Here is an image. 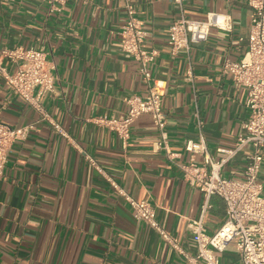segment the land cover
I'll list each match as a JSON object with an SVG mask.
<instances>
[{
    "label": "crops",
    "instance_id": "obj_1",
    "mask_svg": "<svg viewBox=\"0 0 264 264\" xmlns=\"http://www.w3.org/2000/svg\"><path fill=\"white\" fill-rule=\"evenodd\" d=\"M127 1L148 31L145 47L158 51L150 67L165 89L172 158L159 147L161 133L150 114L132 123L127 146L96 121L124 115L127 96L148 93L138 60L122 48ZM210 11L230 13L233 29L213 27L208 40L174 53L171 23L183 14L205 19ZM252 12L248 0H68L57 7L48 0H0V65L16 69L1 55L3 47L33 46L48 53L56 75L55 91L42 100L48 119L0 71V120L35 125L15 141L0 179V264H183L180 248L196 253L189 223L203 215L207 197L184 178L180 164L191 161L188 140L203 135L210 155L221 160L227 153L220 149L236 147L244 132L248 88L235 83L224 64L244 57ZM250 152L247 146L231 156L224 176L244 178ZM194 157L205 164L204 154ZM260 178L264 183V162ZM112 181L156 205L177 246L138 218ZM209 204L203 219L213 233L226 218V203L212 195ZM221 261L228 264L224 253Z\"/></svg>",
    "mask_w": 264,
    "mask_h": 264
},
{
    "label": "built area",
    "instance_id": "obj_2",
    "mask_svg": "<svg viewBox=\"0 0 264 264\" xmlns=\"http://www.w3.org/2000/svg\"><path fill=\"white\" fill-rule=\"evenodd\" d=\"M53 7L63 5L68 0H48ZM181 5L185 0H176ZM252 7V23L248 37V49L240 61L227 60L224 70L231 71L235 83L248 88L247 105L250 108L249 118L244 121L242 132L232 149L220 150L227 157L216 160L210 155L206 140H188L186 149L193 153L189 163L180 164L184 178L193 186L204 191L207 203L212 195L221 196L226 203V218L222 225L210 233L204 224L203 215L193 219L189 227L198 245L196 253L185 255L183 264H224L221 254L233 248L241 256L242 264H264V183L260 174L264 162V0H248ZM128 20L121 30L122 48L133 55L140 64V72L148 83L145 97L132 94L125 98L128 110L121 116L102 115L96 121L116 131L125 146L131 137V125L142 114H150L161 133L159 147H164L170 158L174 157L168 143L166 131L167 119L163 109L164 86L154 78L150 63L158 51L145 47L148 31L136 13V6L127 1ZM213 27L231 31L234 27L230 13L210 11L205 19H193L185 14L176 18L169 28V44L174 53L182 48H189L193 43L208 40ZM1 55L16 64L11 72L0 65V71L8 85L20 96L30 102L44 118H50L42 100L55 91V65L48 53L36 47L23 45L10 48L3 47ZM54 127L66 134L63 127L52 121ZM202 124V121H200ZM34 124L11 126L0 120V179L10 158L11 149L17 140L25 139ZM251 146L245 177L242 179L226 177L222 173L225 162L243 148ZM205 155V164L195 161V154ZM92 161L93 159L90 158ZM115 189L131 204L136 216L145 220L174 246L173 236L157 218V207L147 200H138L112 181Z\"/></svg>",
    "mask_w": 264,
    "mask_h": 264
},
{
    "label": "rangeland",
    "instance_id": "obj_3",
    "mask_svg": "<svg viewBox=\"0 0 264 264\" xmlns=\"http://www.w3.org/2000/svg\"><path fill=\"white\" fill-rule=\"evenodd\" d=\"M235 252H236V250H234L233 248H229L228 250H226L224 252V256L227 257V259H228V264H232L233 260L237 261L238 257L241 258L240 254L238 252H236V253ZM232 253H234L235 257L233 256ZM240 264H242V262Z\"/></svg>",
    "mask_w": 264,
    "mask_h": 264
}]
</instances>
